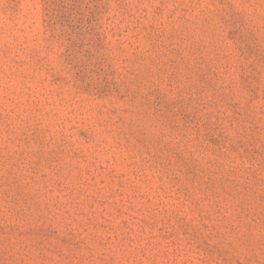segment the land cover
<instances>
[{"label": "rangeland", "instance_id": "obj_1", "mask_svg": "<svg viewBox=\"0 0 264 264\" xmlns=\"http://www.w3.org/2000/svg\"><path fill=\"white\" fill-rule=\"evenodd\" d=\"M0 264H264V0H0Z\"/></svg>", "mask_w": 264, "mask_h": 264}]
</instances>
